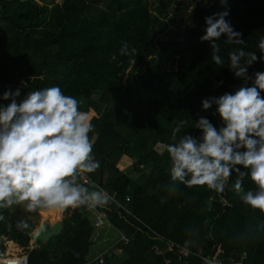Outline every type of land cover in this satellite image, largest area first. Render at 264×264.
<instances>
[{
	"label": "trees",
	"instance_id": "trees-1",
	"mask_svg": "<svg viewBox=\"0 0 264 264\" xmlns=\"http://www.w3.org/2000/svg\"><path fill=\"white\" fill-rule=\"evenodd\" d=\"M226 9V19L245 42L227 44L222 35L216 43L224 62L217 65L210 42L199 38L204 18ZM158 12L164 15L163 8ZM167 30L168 23L154 15L151 0H62L51 9L36 0H0V95L9 88H20L23 96L59 86L90 119L97 113L88 135L100 167L86 174L118 193L123 207L106 206L109 223L132 238L121 246L122 254L105 256L104 264H165L167 259L201 264L196 257L184 262L172 253L158 256L154 248L165 250L169 242L192 243L194 251L201 248L210 257L237 262L245 257L242 264H264V213L240 199L247 191H258L249 175L241 180L239 194L235 170L223 193L206 185L189 188L171 181L166 151L174 142L173 121H187L177 138L200 137L193 125L201 117L217 129L223 126L215 105L205 110L202 101L244 84L235 76L238 69L230 67L229 51L242 48L262 55L258 43L264 38V0H227L224 5L215 0L211 7H196L183 42L160 40ZM124 43L128 55L120 52ZM239 66H246L253 79L264 72L259 60L245 65L242 59ZM225 202L230 206L223 207ZM11 207L0 206V240L26 248L32 224L12 217ZM88 214L87 206L75 208L63 221L61 235L39 242L27 264H85L97 228ZM22 221L28 229L18 227ZM8 252L20 248L15 245Z\"/></svg>",
	"mask_w": 264,
	"mask_h": 264
},
{
	"label": "clouds",
	"instance_id": "clouds-1",
	"mask_svg": "<svg viewBox=\"0 0 264 264\" xmlns=\"http://www.w3.org/2000/svg\"><path fill=\"white\" fill-rule=\"evenodd\" d=\"M220 2L224 5L227 0ZM229 14L226 9L206 16L204 34L199 38L210 42L211 58L217 65L224 62L216 43L222 35L227 37V44L245 42L243 34L226 19ZM258 47L262 54L259 57L242 48L229 51L230 67L238 69L235 76L242 77L244 84L234 92L202 101L205 110L215 105L214 114H218L223 126L217 129L209 119L201 117L193 125L202 133L200 137L177 138L187 121H173L174 142L166 145V151L171 161V181L189 188L206 185L223 193L225 182L235 170L239 178L234 190L239 194L241 180L249 175L258 191H247L240 199L264 213V72H256L253 79L246 66H239L242 59L245 65L264 62V38ZM120 52L129 54L126 43ZM0 101L4 102L0 103V206L26 203L29 212H55L81 206L95 208L109 202L108 193L90 191L84 183L77 182L81 175L95 172L100 162L93 155L88 135L93 130L90 116L80 110L76 98L52 86L23 96L20 88H9L0 95ZM18 227L28 229L29 224L22 221Z\"/></svg>",
	"mask_w": 264,
	"mask_h": 264
},
{
	"label": "rangeland",
	"instance_id": "rangeland-1",
	"mask_svg": "<svg viewBox=\"0 0 264 264\" xmlns=\"http://www.w3.org/2000/svg\"><path fill=\"white\" fill-rule=\"evenodd\" d=\"M38 4H42L51 9L56 3H61L62 0H36ZM215 0H151L152 10L154 15L162 17V20L168 23L167 32L160 34L158 38L164 42L178 41L183 42L186 39L188 27L192 24V15L196 7H211ZM163 8L164 15H160L158 9ZM141 72L140 74H142ZM128 74H125L122 78V82L126 84ZM94 99H99V96H95ZM94 111V110H93ZM95 113V111H94ZM97 113L93 116L96 117ZM92 118V119H93ZM91 119V120H92ZM120 170H124L123 166H118ZM75 208H68L55 212L49 210H37L29 212L26 207V203L13 204L11 207L12 217L29 220L32 224L33 231L40 227L44 221H50L49 218L53 219L54 222L58 220H66L70 218ZM56 215V216H55ZM89 218L94 221V214L89 212ZM32 231V232H33ZM119 230L112 225H105L101 228H96L94 235V244L90 249L89 258L93 259L100 254H103L107 249L116 243L119 239ZM33 240L30 241L29 247H31ZM3 247L4 242L1 240ZM9 249L15 246V243L10 242L8 244ZM8 249V251H9ZM22 251V250H20ZM17 255V253L15 254Z\"/></svg>",
	"mask_w": 264,
	"mask_h": 264
},
{
	"label": "built area",
	"instance_id": "built-area-1",
	"mask_svg": "<svg viewBox=\"0 0 264 264\" xmlns=\"http://www.w3.org/2000/svg\"><path fill=\"white\" fill-rule=\"evenodd\" d=\"M77 182L84 183L91 190L100 189L108 193L111 199L106 205L97 206L95 208L87 207V209L89 212H92L94 214V223L97 228L104 227L105 225H110L109 214L106 206L116 204L118 207H123V205L118 201V193L116 191H110L109 189L99 185L86 173L78 177ZM228 206H230V204L227 202L223 204V207ZM131 242L132 238L127 236L125 232H120L119 239L116 241V243L112 244V246H110L103 254H100L93 259H89L85 264H104L105 256L122 254L124 252V248L121 246L129 245ZM36 247L37 245L35 243H32L31 247L28 246L26 248H22L20 249L22 251L18 252L17 255H13L9 254L6 243L3 244V247L2 244H0V264H13V262H15V264H27V262L29 261V252L34 250ZM154 249L158 256H164L168 253H172L184 262H189L193 257H196L201 261V264H242L243 260L245 259L244 257L241 262H237L234 259L224 260L219 257H210L205 255L201 248H199L197 252L194 251L192 243L179 245L177 243L169 242L167 243V249L165 250L158 247H155ZM165 264H173V262L172 260L167 259L165 261Z\"/></svg>",
	"mask_w": 264,
	"mask_h": 264
},
{
	"label": "water",
	"instance_id": "water-1",
	"mask_svg": "<svg viewBox=\"0 0 264 264\" xmlns=\"http://www.w3.org/2000/svg\"><path fill=\"white\" fill-rule=\"evenodd\" d=\"M64 220H58L54 223L49 221H44L41 223L35 231L31 233V238L36 245L39 242L47 244L51 241L52 238L58 237L63 232Z\"/></svg>",
	"mask_w": 264,
	"mask_h": 264
},
{
	"label": "crops",
	"instance_id": "crops-1",
	"mask_svg": "<svg viewBox=\"0 0 264 264\" xmlns=\"http://www.w3.org/2000/svg\"><path fill=\"white\" fill-rule=\"evenodd\" d=\"M91 111H92V110H91ZM95 113H96V112H95ZM2 241H3L4 243H6L8 249H9L8 244H9L10 242L15 243L14 241H9V240H7V238L2 239ZM0 244H1V240H0ZM15 245H17L20 249H22L18 244L15 243ZM4 248H6V247H4Z\"/></svg>",
	"mask_w": 264,
	"mask_h": 264
},
{
	"label": "bare ground",
	"instance_id": "bare-ground-1",
	"mask_svg": "<svg viewBox=\"0 0 264 264\" xmlns=\"http://www.w3.org/2000/svg\"><path fill=\"white\" fill-rule=\"evenodd\" d=\"M60 211V215H61V213H62V210H59ZM56 216V215H55ZM49 222H51V223H54V220L53 219H51V218H49ZM16 253H14L13 255H15Z\"/></svg>",
	"mask_w": 264,
	"mask_h": 264
}]
</instances>
